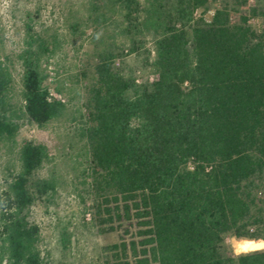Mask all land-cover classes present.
Masks as SVG:
<instances>
[{
    "label": "trees",
    "instance_id": "trees-1",
    "mask_svg": "<svg viewBox=\"0 0 264 264\" xmlns=\"http://www.w3.org/2000/svg\"><path fill=\"white\" fill-rule=\"evenodd\" d=\"M210 2L106 0L124 11L129 51L144 52L154 69V80L139 84L118 64L126 48L111 43L98 52L87 89L90 208L101 232L120 236L107 247V264H264V249L221 250L225 235L264 239V30L242 11L249 0H223L212 21L196 17ZM233 11L241 12L238 23ZM251 12L264 15V0ZM26 44L25 115L44 126L66 104L45 85L50 41L31 30ZM12 84L0 54V141L20 130ZM48 155L33 141L20 150L21 170L0 213V264H47L30 212L57 190L36 178ZM61 240L68 248L66 232Z\"/></svg>",
    "mask_w": 264,
    "mask_h": 264
},
{
    "label": "rangeland",
    "instance_id": "rangeland-1",
    "mask_svg": "<svg viewBox=\"0 0 264 264\" xmlns=\"http://www.w3.org/2000/svg\"><path fill=\"white\" fill-rule=\"evenodd\" d=\"M146 6L147 0H139ZM261 0H249L242 8L249 24L259 33L264 30V15H254L252 7ZM223 0H211L209 8L199 10L196 17L212 21ZM241 12L233 11L238 23ZM124 11L106 0H0V54L7 62L13 84L11 103L19 115L20 130L15 140L0 141V213L9 206L10 184L21 170L20 150L28 141L45 144L48 158L36 173L37 179L51 180L57 190L52 198L38 200L30 219L39 225V249L47 264H107V247L119 243L118 233L101 232L93 220L90 205V154L84 130L89 125L85 108L87 89L93 77L98 52L111 43L126 48V56L118 59L126 75L136 77L139 84L154 80V69L145 65L144 52H130V39L124 34ZM47 38L53 51L45 57V85L53 96L64 101L63 116L38 126L25 115L21 55L27 47L30 31ZM146 50L151 60L156 57L152 38ZM124 63V64H123ZM70 239L62 244V233ZM225 256L237 255L225 243Z\"/></svg>",
    "mask_w": 264,
    "mask_h": 264
},
{
    "label": "clouds",
    "instance_id": "clouds-1",
    "mask_svg": "<svg viewBox=\"0 0 264 264\" xmlns=\"http://www.w3.org/2000/svg\"><path fill=\"white\" fill-rule=\"evenodd\" d=\"M223 242L231 247L235 254L244 255L250 253L253 249H256L260 245H264V239L253 240L247 237L240 238L237 236L223 237Z\"/></svg>",
    "mask_w": 264,
    "mask_h": 264
},
{
    "label": "water",
    "instance_id": "water-1",
    "mask_svg": "<svg viewBox=\"0 0 264 264\" xmlns=\"http://www.w3.org/2000/svg\"><path fill=\"white\" fill-rule=\"evenodd\" d=\"M261 249H264V248L261 247V246H259V247H257L255 250H252V251L261 250Z\"/></svg>",
    "mask_w": 264,
    "mask_h": 264
},
{
    "label": "built area",
    "instance_id": "built-area-1",
    "mask_svg": "<svg viewBox=\"0 0 264 264\" xmlns=\"http://www.w3.org/2000/svg\"><path fill=\"white\" fill-rule=\"evenodd\" d=\"M198 12H199V11H198ZM198 12L196 13V16H197ZM137 82H140V81H139V80H137Z\"/></svg>",
    "mask_w": 264,
    "mask_h": 264
},
{
    "label": "bare ground",
    "instance_id": "bare-ground-1",
    "mask_svg": "<svg viewBox=\"0 0 264 264\" xmlns=\"http://www.w3.org/2000/svg\"><path fill=\"white\" fill-rule=\"evenodd\" d=\"M260 246L264 248V245H260ZM258 247H259V246H258Z\"/></svg>",
    "mask_w": 264,
    "mask_h": 264
},
{
    "label": "snow or ice",
    "instance_id": "snow-or-ice-1",
    "mask_svg": "<svg viewBox=\"0 0 264 264\" xmlns=\"http://www.w3.org/2000/svg\"><path fill=\"white\" fill-rule=\"evenodd\" d=\"M253 250H255V249H253Z\"/></svg>",
    "mask_w": 264,
    "mask_h": 264
}]
</instances>
